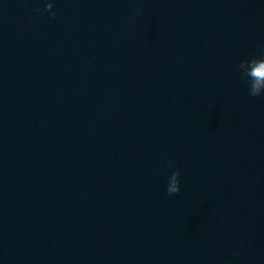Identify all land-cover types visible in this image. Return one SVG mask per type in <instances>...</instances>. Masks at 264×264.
Segmentation results:
<instances>
[{
    "label": "clouds",
    "instance_id": "obj_1",
    "mask_svg": "<svg viewBox=\"0 0 264 264\" xmlns=\"http://www.w3.org/2000/svg\"><path fill=\"white\" fill-rule=\"evenodd\" d=\"M52 9L53 4L49 2L44 5L43 9L38 7L33 11L37 15L47 13L50 20H55L56 12ZM141 13L142 9H136L132 19L140 16ZM236 71L240 80L247 84L249 96L260 97L264 95V52H261L259 56H253L249 59L241 60L236 66ZM166 165L168 168L174 169L167 177L166 186V194L168 196H173L181 191L180 171L176 167V161L171 158L166 161ZM234 255L238 256L239 251L237 250L234 252Z\"/></svg>",
    "mask_w": 264,
    "mask_h": 264
}]
</instances>
